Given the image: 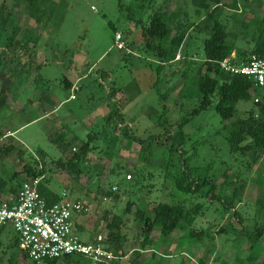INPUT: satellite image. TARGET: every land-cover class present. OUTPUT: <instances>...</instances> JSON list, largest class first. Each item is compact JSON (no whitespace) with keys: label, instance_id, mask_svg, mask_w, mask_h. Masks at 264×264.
Wrapping results in <instances>:
<instances>
[{"label":"rangeland","instance_id":"374dc122","mask_svg":"<svg viewBox=\"0 0 264 264\" xmlns=\"http://www.w3.org/2000/svg\"><path fill=\"white\" fill-rule=\"evenodd\" d=\"M39 1L40 21L36 22L26 0H0V53L10 35L24 45L19 46L23 50H29L28 45L31 47V43L45 37L40 45L39 66L31 71L35 84L40 85L37 90L56 102L66 98L69 92L73 98L43 121H30L35 111L28 100L21 110L4 114V123L0 124V178L5 180L6 187L18 186L31 178L26 169L29 167L38 173L45 189L57 194L66 191L69 198L84 201L88 214H83L90 221V230H98L107 237L110 230L107 224L119 220V227L113 226L114 231L126 236L127 247L137 248H142L137 208L153 216V206L160 201H178L186 209L203 201V210L196 214L193 223L204 231L202 237H181L179 229L160 236L159 228H154L153 247L157 250L163 245L170 250L162 254L158 249L154 256L151 252L141 253L146 259L144 263L264 264V232L258 246L251 248L250 240L243 234L264 226V150L249 147L232 151L226 138L229 123L237 117H246L250 111L256 113L258 108L251 98L241 100L235 104L234 116L223 119L215 110L219 96L214 94L206 109L193 113L202 97L196 84L198 75L206 70L202 40L211 33L207 14L213 3L207 9H197L190 5L191 0ZM232 2L222 0L215 15L224 23L235 50L248 53L255 43L253 36L264 30V4H245L242 12L236 13L231 10ZM169 3L179 7L175 21L183 29L190 23H198L186 40L191 44L186 51L193 52L194 56L180 51L179 59L172 60L175 50L162 63V59L158 60L157 47L172 51L171 35L168 40L151 37L147 46L143 29L160 10V4L163 9H169ZM116 32L122 35L124 49L114 46ZM28 50L13 55L14 58L12 54L6 55L5 61L17 69L27 62ZM73 54L84 59L83 76L68 83L69 78H74L69 71ZM213 73L209 71L210 75ZM4 74L10 79L9 71ZM35 84L22 89V95L38 101L40 93L34 97ZM112 86L124 87L126 94H119L118 98L108 96ZM118 102L121 104L119 119L106 122V116L88 118L92 110L99 112L103 105L108 113L117 109ZM63 115H72L75 119L69 117L70 121L62 125L56 116ZM49 121L44 128L43 124ZM61 132L67 133L63 141L57 139ZM131 135L144 145L132 141ZM177 135L184 138L179 150L174 144ZM88 140L92 148L76 166H69L68 161ZM245 141L248 143L249 138ZM9 145L12 148L7 149ZM184 158L191 175L198 181L214 180L215 192L230 201L231 207L224 208L216 200L206 204L204 193L208 185L186 198L181 197L174 177L182 176ZM133 167L138 169V174ZM128 173L131 178L125 180ZM232 209L238 213L239 221L232 216ZM93 235L94 232L81 233L82 238ZM14 240L10 227L0 228V264H34L22 255ZM114 260L110 264L122 263ZM136 262L132 257L130 264ZM91 263L85 257L71 256L54 264Z\"/></svg>","mask_w":264,"mask_h":264},{"label":"trees","instance_id":"16d2710c","mask_svg":"<svg viewBox=\"0 0 264 264\" xmlns=\"http://www.w3.org/2000/svg\"><path fill=\"white\" fill-rule=\"evenodd\" d=\"M29 4V10L32 17L35 19L36 22L40 21L38 17V9H39V0H26ZM210 2L213 3L207 17L211 20V33L209 36L205 37L202 41V48L205 55V67L206 70L204 73H200L197 77V87L198 90L202 93L201 102L198 108H196L193 113H198L199 111L206 109L208 105L212 102V96L217 94L219 99L215 105V110L221 115L223 119H230L234 116L235 112V104L238 101L244 100L247 101L250 98L253 100V92H255V88L252 86V83L249 79L242 75H235L224 73L220 69L216 67V61L223 59L231 52H235L237 57L245 58L251 53H255L258 55H264V30L263 28L260 30L258 35H254L253 39L255 40L254 45L251 48V51L246 53L244 50L236 51L234 45L229 42L228 39V31L225 28L224 23H222L217 16L215 15V10L218 6L222 4V0H191V4H193L197 9H207L210 7ZM234 0L232 2V8L237 9L236 4H234ZM257 5H262L259 2ZM244 8V7H243ZM243 10V9H242ZM234 12H236L234 10ZM242 12V11H241ZM239 12V13H241ZM237 13V12H236ZM35 15V16H34ZM40 24V23H37ZM192 24V23H191ZM261 25V22H258ZM42 25V24H41ZM44 26V25H42ZM188 28L192 25H187ZM181 23L175 21V13L166 14L163 11H156L150 21L149 25L143 29V37L144 41L149 45V38L155 37L159 39H167L171 35L170 43L172 51L169 52L165 51L161 47H157V56L162 58L161 62L163 63V59H166L169 53H173L177 50L180 43L182 42L186 31L183 29ZM175 30L176 32L172 34V31ZM18 41V40H17ZM14 39L13 35H10L6 38L5 46L3 48V52L0 53V69L3 64L6 62L5 57L6 55H11L14 49L17 46H24L20 44V41L17 42ZM152 48V45L150 46ZM5 53V54H4ZM174 56V55H173ZM23 67V66H22ZM209 71H214L212 75L209 74ZM99 82H103L102 78H99ZM118 88L116 87H109L108 96L113 97L115 96ZM2 92V91H1ZM0 92V93H1ZM2 96H0V99ZM254 104L257 106L258 111L253 113L250 111L246 117H237L231 124L229 123L226 133V138L229 143L230 149L233 151L238 150H245L249 147H253L255 151L264 150V103L255 102ZM119 108L112 109L106 115V122H110L111 119H119L120 116ZM179 127L182 126V123L178 125ZM1 135V131H0ZM63 132L59 133L57 136L58 140L63 141L65 136ZM249 138L248 143L245 140ZM130 139L134 142L139 143L141 146L144 145L140 139H137L135 136L131 135ZM175 140V141H174ZM174 144L176 150L180 149L181 146L184 145V138L183 136H175ZM89 140L85 141L81 145V149L79 153H76L69 161L68 165L74 167L81 161L87 152L92 148L89 144ZM12 148L10 145L7 149ZM28 174L31 177H38V173L29 170V167L26 168ZM189 167L187 166V159H182V169H181V177H174L175 186L177 187V191H179L182 195V198H186L185 196L189 195L190 193H196L199 189L203 186L208 185L209 188L204 193L205 196V203L208 204L212 201L220 202L224 208L231 207L230 201H225L222 195L215 192V181L212 179H199L194 178L190 171ZM133 171L135 173H139L137 168L133 167ZM129 178L125 177V180H129L131 175L128 173ZM136 182V181H135ZM198 183V184H197ZM21 184V183H20ZM19 184V185H20ZM18 186H10L6 187V182L4 179L0 178V197L6 194L13 193ZM40 192L46 196L49 201H55L59 197H51L49 196V192L42 186V183L39 184ZM171 195V193L169 192ZM50 197V198H49ZM116 197V195H115ZM188 197V196H187ZM232 197V196H231ZM128 204V203H127ZM203 201L193 203L190 209H186L185 204L181 202H168V201H160L153 206V216H149L144 213V211L140 208L135 210V214L141 221V246L142 249H145L148 245L152 244L151 239V232L154 228H159L160 236L163 235H170L176 230H182L181 237L185 235H197L196 239H200L203 235L201 229H197L193 226L195 221V216L197 213H200L201 207L203 206ZM128 207V205H127ZM83 212V211H82ZM80 212V213H82ZM232 216L235 217L239 221V215L236 210L232 209ZM241 220V219H240ZM119 220H116L111 223H108L107 226L110 228L107 237H105L104 242L107 247L112 250L114 255L119 258L125 254L124 252V234H121L118 230L114 231V227H119ZM0 228H6L0 225ZM223 230V228L221 229ZM264 232V226L261 227H254L252 231H244V237L250 240L251 245L250 248L253 246H258V239ZM201 234V235H200ZM16 246L17 243L14 240ZM24 257L27 258L25 254L22 253ZM69 257V256H68ZM67 256L64 257L65 259L68 258ZM55 260L49 261L47 264H54ZM100 264H107V263H100Z\"/></svg>","mask_w":264,"mask_h":264},{"label":"built area","instance_id":"2783aa9c","mask_svg":"<svg viewBox=\"0 0 264 264\" xmlns=\"http://www.w3.org/2000/svg\"><path fill=\"white\" fill-rule=\"evenodd\" d=\"M234 2L237 12H241L245 4H264V0ZM114 46L124 49L119 32L114 35ZM215 64L224 73L249 79L255 88L253 100L264 103V55L251 53L239 58L233 51ZM40 182V177L28 178L13 193L0 197V225L13 230L17 247L27 259L34 264H47L51 260L77 256L93 264H110L117 258L100 232L90 238L81 237L75 216L85 210L83 200L69 198L66 191H62L57 200L49 201L39 190Z\"/></svg>","mask_w":264,"mask_h":264},{"label":"crops","instance_id":"0c3cea01","mask_svg":"<svg viewBox=\"0 0 264 264\" xmlns=\"http://www.w3.org/2000/svg\"><path fill=\"white\" fill-rule=\"evenodd\" d=\"M163 1H165V0H163ZM190 5L193 8H195V6L193 4H190ZM163 7L164 6L162 4H160V7H159L160 11H163V12L168 13V14L176 13L179 9V7L177 5H175V7L172 6V3L168 4V7H170L169 9H167V8L163 9ZM232 7H231V10L236 11V9L232 8ZM197 23L198 22L192 23V24L190 23V25H192V26H190L189 28L187 26L186 34H185L182 42L180 43L179 47L177 48L176 55L173 57L172 60L177 59V58L179 59L180 51H184V54H186L187 56L188 55L194 56L193 52H190L188 54V52L186 51L191 46L190 43H188V44L186 43V40L188 38V34H189L190 30L194 29ZM43 28H45V25ZM198 36H200V34ZM38 39L35 43H31V45H32L31 47H29V45H28L29 50L28 49L23 50V49L19 48V46H17L14 49V51L12 52V56H13L16 54H23V53L27 52V50H28V52H29V53H27L28 60L26 63L23 64V67L19 66L17 69H15L14 67H11V64H10V66L8 65V63H9V61H8V63L5 62L0 69V92L1 91L5 92V94L3 93L2 98L0 99V124L1 125H3V123H4L3 118L6 117L5 115L12 113V111L17 112V111L21 110V108L23 107V103H25L24 102L25 100H28V104H30L31 107L33 108V110L35 111V114L30 118V121H35V120L36 121H43L44 119L53 115L61 107V104H64V103L68 102L69 99L73 98V95H71L70 94L71 92H69V95L66 98H63V99L59 100L58 102H56V101L52 100L50 97L46 96L45 92H43L42 90H40V91L37 90V89H40V87H39L40 85L35 84V78H33L31 71H33L35 69V67L39 66L38 60L42 55V52L40 50V45L43 44L45 37H43L42 39H40V38H38ZM166 40H168V39H166ZM192 40H193V37H191V39H189V41H191V42H192ZM13 58H14V56H13ZM159 59H162V58H158V60ZM94 63L95 62H93L89 67H87V70H86L87 72L92 69ZM83 64H84L83 57L78 56V55L76 56L75 54H73V56L70 58L69 71L72 73V76L74 78L73 79L69 78V80L67 79L68 83L70 81H73V83H74L80 77L83 76L82 75ZM32 66H33V68H32ZM7 71H9L11 74L10 79H9L8 75L4 74ZM33 84H35V86L37 85L35 88V91H34V93H35L34 97L38 93H40L38 101H35L34 99H32L28 96L22 95L23 90H26V88H28V86L32 87ZM125 92L126 91H125L124 87L123 88L120 87V88H118L115 97L116 98L120 97L119 94H121V96H124L126 94ZM113 100H114V98H113ZM118 104H120V102H118ZM118 108L121 109V104L118 105ZM93 113H95V114H93ZM107 114H108L107 107L103 105L102 109H100L99 112L92 110L90 112V114H88V118H91V117H93V118H101V117L104 118ZM69 117L72 119L74 118V117H72V115H63L61 117L56 116V119H57L58 123L65 125L68 120L70 121ZM60 118L64 122H61ZM87 120L89 121L90 119H87ZM30 121H28L27 123H29ZM75 122L76 121H73L72 123H75ZM49 123H50V121L48 123L43 124L44 128L47 127L49 125ZM118 124H120V122ZM69 132H70V130L68 131V133ZM10 133H12V131H10ZM47 192H49V196H51V197H56V196L59 197V194H57L56 192H53L52 190H47ZM84 205H85V203H84ZM84 212H86L85 213L86 215L88 214L86 207L82 213H79L75 216V224H76L77 229L81 233L99 232L98 230H95V231L90 230L91 229L89 227L90 221L86 218V215L83 214ZM140 236L141 235H138L139 238H140ZM151 238H152V242H153V236L152 235H151ZM125 239H126V236H125ZM126 243L128 244V242L126 240H124V252H125V254L123 256L117 258L116 261L114 260L115 263L116 262H119V263L122 262L121 264H130L131 258L134 257L137 259V262H136L137 264H143L144 260L146 261V259H145V257H141V253L151 252L152 255L154 256V254L157 252L158 249H159V253H162V254L168 253L170 250V248L166 249V247L163 245L161 248H157V250H156L152 244L147 246L145 249H142V248H137L136 246L132 247L130 245L127 247ZM173 253H171V254H173ZM171 254H168V255H171ZM142 256H143V254H142ZM61 259H65V258H61ZM66 259H68V258H66ZM56 261H58V260H56ZM91 264H93V262ZM144 264H146V263H144Z\"/></svg>","mask_w":264,"mask_h":264}]
</instances>
